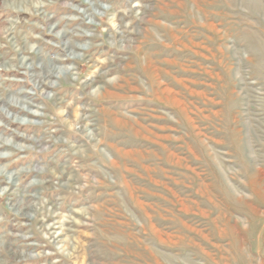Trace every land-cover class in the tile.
Instances as JSON below:
<instances>
[{"label":"rangeland","instance_id":"374dc122","mask_svg":"<svg viewBox=\"0 0 264 264\" xmlns=\"http://www.w3.org/2000/svg\"><path fill=\"white\" fill-rule=\"evenodd\" d=\"M0 264H264V0H0Z\"/></svg>","mask_w":264,"mask_h":264},{"label":"bare ground","instance_id":"6f19581e","mask_svg":"<svg viewBox=\"0 0 264 264\" xmlns=\"http://www.w3.org/2000/svg\"><path fill=\"white\" fill-rule=\"evenodd\" d=\"M253 1V0H252Z\"/></svg>","mask_w":264,"mask_h":264}]
</instances>
